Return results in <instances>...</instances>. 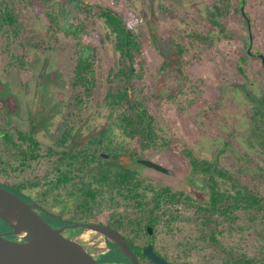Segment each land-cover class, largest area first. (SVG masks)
I'll list each match as a JSON object with an SVG mask.
<instances>
[{"label": "trees", "instance_id": "1", "mask_svg": "<svg viewBox=\"0 0 264 264\" xmlns=\"http://www.w3.org/2000/svg\"><path fill=\"white\" fill-rule=\"evenodd\" d=\"M243 2L238 0L234 5L233 0H220L216 13L225 17L238 13L247 20ZM27 10L44 11L52 39L63 34L75 41V65L69 77L71 101L82 112L96 98V90L104 88L102 105L108 110V120L74 146L69 142L75 137V127L65 122L57 141L43 151L35 134L11 127L0 117V185L53 211L63 205L58 215L73 222L104 224L118 230L144 264H157L136 242L143 233L149 234V226L157 252L173 264H191L188 257L193 252L207 249L221 264H264V166L259 164L253 186L243 179L249 175L248 168L242 167L238 176L221 167L218 160L196 157L183 140L167 135L158 119L163 96L146 90L141 35L124 14L91 0H0V43L9 69L27 65L28 46L44 45L38 34L27 33ZM96 32L97 42L110 39L115 52L107 74L100 65V43L91 41ZM178 52L182 53L183 47L179 46ZM245 55L241 56L243 62L250 56L249 52ZM165 56L163 67L172 71L177 61ZM247 96L254 104L251 116L264 145V93L255 98L247 91ZM118 130L137 146L116 143ZM146 151L150 156L159 151L175 156L186 173L185 180L173 188L144 175L142 167L146 165L141 160L151 159L144 155ZM39 164L44 170L30 174L29 169ZM189 183L198 186L201 199L187 192ZM75 196L79 200L70 202ZM186 224L193 230H186ZM159 229L181 238L178 258L171 259L156 246ZM236 232L241 233L239 245L248 242L249 233L255 234L260 244L257 252L224 242Z\"/></svg>", "mask_w": 264, "mask_h": 264}, {"label": "rangeland", "instance_id": "2", "mask_svg": "<svg viewBox=\"0 0 264 264\" xmlns=\"http://www.w3.org/2000/svg\"><path fill=\"white\" fill-rule=\"evenodd\" d=\"M91 1L122 12L141 35L146 90L163 96L158 119L167 135L183 140L196 157L218 160L221 167L238 176L242 167L248 168L249 175L245 174L243 179L254 186L259 164L264 166V145L254 128L251 116L254 104L247 91L254 93L255 98L264 93V68L258 56L249 53L246 62L241 56L246 52L264 55V0H245L251 29L238 13L229 17L216 13L220 0ZM237 1L233 0L234 5ZM26 15L30 30L27 33L38 34L44 45L28 46L27 65L9 69L0 43V117L11 127L35 134L43 151L57 141L60 126L68 122L76 131L69 144L79 145L108 120V110L102 105L104 88L96 90V98L88 107L82 112L78 110L71 101L69 88L70 73L75 65L72 56L75 41L63 34H59V39H52L44 11L27 10ZM85 37L88 41L89 37ZM96 38H99L97 32L91 41L97 42ZM97 43H100L102 72L107 74L115 52L110 39ZM179 46L183 47L182 53L178 52ZM164 55L177 61L172 71L163 67ZM115 140L130 148L137 146L119 130ZM144 155L174 170L173 174H166L142 167L147 177L173 188L185 180L186 173L178 166L175 156L166 151L152 156L146 151ZM29 170L34 174L43 171L44 165H35ZM261 188L264 193V182ZM186 190L201 199L196 184L189 183ZM77 200L75 196L70 202ZM62 206L54 207L53 213H60ZM6 229L0 222V231ZM185 229L193 230L190 224H186ZM240 232L224 238V242L239 245ZM249 235L248 242L239 246L255 253L260 244L255 234ZM151 239L149 234L143 233L136 242L145 245ZM180 239L173 237L172 231L159 229L155 243L172 259L178 258ZM210 255H213L211 249L195 251L188 259L191 264H221L220 258Z\"/></svg>", "mask_w": 264, "mask_h": 264}, {"label": "water", "instance_id": "3", "mask_svg": "<svg viewBox=\"0 0 264 264\" xmlns=\"http://www.w3.org/2000/svg\"><path fill=\"white\" fill-rule=\"evenodd\" d=\"M244 3L241 8L250 27ZM260 56L264 63V55L261 53ZM141 162L167 174L174 172L154 160L142 159ZM41 212L62 220L37 201L26 200L11 189L0 185V219L10 228L6 232H0V264H127L122 261H99L95 255L101 253L89 252L82 248L73 240L75 235L67 237L61 232V228H53L44 220ZM69 227L90 228L103 233L107 249H110L108 243H114L117 248H113V251L129 256L131 264H141L127 239L118 230L104 224L86 222H73ZM148 231L153 234L151 226L148 227ZM143 251L157 264H173L154 249L153 243L145 246Z\"/></svg>", "mask_w": 264, "mask_h": 264}, {"label": "flooded vegetation", "instance_id": "4", "mask_svg": "<svg viewBox=\"0 0 264 264\" xmlns=\"http://www.w3.org/2000/svg\"><path fill=\"white\" fill-rule=\"evenodd\" d=\"M244 2H245V0H243ZM243 2V3H244ZM242 3V4H243ZM247 14V13H246ZM247 16H248V14H247ZM249 17V16H248ZM247 21V20H246ZM248 23V22H247ZM252 45V44H251ZM250 45V46H251ZM251 55H255V56H258L260 59H261V62H262V65H263V67H264V63H263V61H262V57L260 56V52H257V53H251V52H249ZM149 160H151V159H149ZM147 166V165H146ZM148 167V166H147ZM151 168V167H150ZM154 169V168H153ZM156 170V169H155ZM173 170V169H172ZM158 171V170H157ZM174 171V170H173ZM161 172V171H160ZM164 173V172H163ZM174 173V172H173ZM167 174V173H166ZM47 209V208H46ZM47 210H49V211H51V212H53L52 210H50V209H47ZM55 213V212H54ZM55 214H57V213H55ZM41 215H42V217L44 218V220H46L53 228H61L62 229V233L65 235V236H67V237H71V236H73V235H75L76 233H78L82 228L80 227V229L79 230H76V228H71V227H69L72 223H73V221L72 220H69V219H67V218H65V217H61V216H59L58 214H57V216L58 217H60V218H62V220H60V219H55V218H53L52 216H50V215H48V214H46V213H43V212H41ZM46 215L48 216V217H51V218H53L52 219V221L51 220H49L47 217H46ZM79 228V227H78ZM8 230H10V228H8V229H6L5 231H2V232H6V231H8ZM1 232V231H0ZM149 235L150 236H152V234H150L149 233ZM8 237H10V238H15L14 236H8ZM126 238V237H125ZM149 243H152V241L150 240V241H148L145 245H142L143 247H145V246H147ZM114 244V243H113ZM108 246H110V249H107L105 252H103V253H101V254H97V255H95V257L99 260V261H102V262H107V261H122V262H125V263H127V264H131L132 263V260H131V258L129 257V256H125L124 255V253H120V252H115V251H113V248H117V245H114V246H112L111 245V243H108ZM131 246V245H130ZM133 249V248H132ZM154 249L156 250V248H155V246H154ZM134 251V250H133ZM157 251V250H156ZM135 252V251H134ZM113 253V254H112ZM135 254L137 255V257H138V259H139V261H140V263L141 264H144L143 263V259L141 258V256L137 253V252H135ZM106 255H109V258H106ZM103 257V258H102ZM143 257V256H142Z\"/></svg>", "mask_w": 264, "mask_h": 264}, {"label": "bare ground", "instance_id": "5", "mask_svg": "<svg viewBox=\"0 0 264 264\" xmlns=\"http://www.w3.org/2000/svg\"><path fill=\"white\" fill-rule=\"evenodd\" d=\"M78 245L89 252H105L107 245L103 233L85 228L75 234L73 239Z\"/></svg>", "mask_w": 264, "mask_h": 264}]
</instances>
